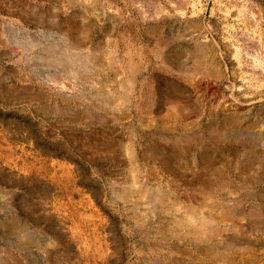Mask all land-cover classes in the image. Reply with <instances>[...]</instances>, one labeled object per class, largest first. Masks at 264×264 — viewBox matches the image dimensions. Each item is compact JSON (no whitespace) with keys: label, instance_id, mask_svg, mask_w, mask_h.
<instances>
[{"label":"rangeland","instance_id":"obj_1","mask_svg":"<svg viewBox=\"0 0 264 264\" xmlns=\"http://www.w3.org/2000/svg\"><path fill=\"white\" fill-rule=\"evenodd\" d=\"M0 264H264V0H0Z\"/></svg>","mask_w":264,"mask_h":264}]
</instances>
